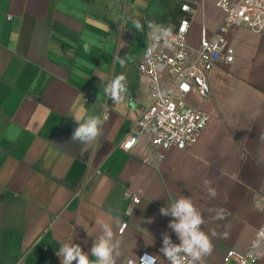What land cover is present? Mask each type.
<instances>
[{
  "label": "crops",
  "instance_id": "obj_1",
  "mask_svg": "<svg viewBox=\"0 0 264 264\" xmlns=\"http://www.w3.org/2000/svg\"><path fill=\"white\" fill-rule=\"evenodd\" d=\"M217 2L0 0V264H61L59 247L88 252L101 220L121 240L115 264L143 254L169 264L162 233L179 243L159 212L169 194L191 198L203 216L212 243L203 264H237L228 251L246 249L264 221V33L231 28L234 61L211 70L206 97H190L210 115L191 149L160 160L147 136L131 151L121 146L149 103L137 70L148 33L187 18L196 45L202 27L211 33L224 20ZM121 75L125 91L107 98L102 86ZM77 113L103 121L84 154L71 140Z\"/></svg>",
  "mask_w": 264,
  "mask_h": 264
},
{
  "label": "built area",
  "instance_id": "obj_2",
  "mask_svg": "<svg viewBox=\"0 0 264 264\" xmlns=\"http://www.w3.org/2000/svg\"><path fill=\"white\" fill-rule=\"evenodd\" d=\"M217 5L225 12L223 22L211 33L202 27L196 45L188 40L191 22L187 18L181 19L178 28L170 30L171 34L166 38L153 39V32L148 33L137 70L146 78L149 103L134 120L132 132L121 145L123 149L131 151L147 136L149 146L161 160L170 148L189 150L197 143L210 115L195 107L190 97L193 94L206 97L210 92L208 76L211 70L220 62L234 61V49L228 43L231 28L245 27L264 33V0H218ZM181 9L193 13L188 3H182ZM107 112L108 107L105 106V116ZM127 195L132 197L133 204L141 200L130 191ZM126 226L123 223L120 231ZM262 256L264 221L247 248L230 249L226 260H234L237 264H257ZM125 264H158V261L157 257L143 254L137 260L127 259ZM185 264H189L187 257Z\"/></svg>",
  "mask_w": 264,
  "mask_h": 264
},
{
  "label": "clouds",
  "instance_id": "obj_3",
  "mask_svg": "<svg viewBox=\"0 0 264 264\" xmlns=\"http://www.w3.org/2000/svg\"><path fill=\"white\" fill-rule=\"evenodd\" d=\"M132 25L137 32H142L144 29V26L136 20L132 21ZM170 34V29L157 27L152 33V38H166ZM124 81L125 77L121 75L104 84L103 94L107 98L118 100L120 94L125 91ZM72 117L77 127L71 134V140L81 145V154H84L101 136L103 121L97 114L77 113ZM208 191L210 195H215L214 189L209 188ZM159 212L163 216L171 217L167 228L171 229L179 240V243H174L167 232L162 233L160 252L169 264H185V257L188 258L189 264H203V257L212 251V243L209 234L201 228L204 219L191 198L169 194L166 206L160 207ZM216 218L222 219V213L218 212ZM98 223L100 234L93 239L88 252L82 251L80 245L72 242H66L59 247L56 254L60 257L61 264H72L73 261L76 264H115L116 257L120 255L121 240L115 237L110 223L103 220ZM255 246L254 243L253 247Z\"/></svg>",
  "mask_w": 264,
  "mask_h": 264
}]
</instances>
